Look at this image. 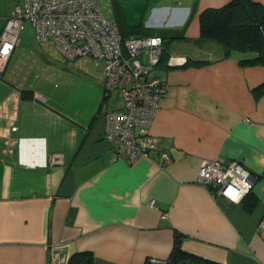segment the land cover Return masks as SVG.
<instances>
[{
  "label": "crops",
  "instance_id": "crops-1",
  "mask_svg": "<svg viewBox=\"0 0 264 264\" xmlns=\"http://www.w3.org/2000/svg\"><path fill=\"white\" fill-rule=\"evenodd\" d=\"M145 1L138 22L127 7L109 17L165 46L158 147L133 162L104 137L123 102L106 94L103 62L66 58L29 24L20 32L0 72V264H67L75 252L91 264H264V65L199 39L200 13L230 0ZM22 2L0 0V32ZM215 158L240 161L250 193L234 202L199 184V163ZM176 236L196 259H173Z\"/></svg>",
  "mask_w": 264,
  "mask_h": 264
},
{
  "label": "built area",
  "instance_id": "built-area-1",
  "mask_svg": "<svg viewBox=\"0 0 264 264\" xmlns=\"http://www.w3.org/2000/svg\"><path fill=\"white\" fill-rule=\"evenodd\" d=\"M25 24L32 27L36 40L52 41L66 58L87 55L102 60L105 92L118 91L123 102L122 108L105 115L104 137L118 158L133 162L158 147L150 126L166 89L165 82L153 75L165 51L160 35L123 39L116 20L105 16L96 0H23L0 32V72ZM161 156L164 162L171 160L166 151ZM252 181V174L238 160L206 159L197 169L199 184L234 202L250 192ZM146 264L170 262L150 257Z\"/></svg>",
  "mask_w": 264,
  "mask_h": 264
},
{
  "label": "trees",
  "instance_id": "trees-1",
  "mask_svg": "<svg viewBox=\"0 0 264 264\" xmlns=\"http://www.w3.org/2000/svg\"><path fill=\"white\" fill-rule=\"evenodd\" d=\"M199 26V39L220 43L225 56L230 55L232 51L249 52L254 55L240 59L241 65H264V6L261 4L253 0H230L219 8H207L199 15ZM118 27L123 39L131 35L123 32L119 24ZM133 35L158 34L147 32ZM164 52L161 58L164 56ZM188 63L191 64L189 61ZM194 63L201 64L202 62ZM179 242V237L176 236L173 249L174 260L197 258L182 251ZM91 262L92 254L90 252H75L67 260V264H91Z\"/></svg>",
  "mask_w": 264,
  "mask_h": 264
},
{
  "label": "rangeland",
  "instance_id": "rangeland-1",
  "mask_svg": "<svg viewBox=\"0 0 264 264\" xmlns=\"http://www.w3.org/2000/svg\"><path fill=\"white\" fill-rule=\"evenodd\" d=\"M101 11L107 17H113V11L115 8L127 7L131 20L138 22L141 19V13L144 10L146 1L145 0H96ZM137 19V20H132ZM102 61V60H101Z\"/></svg>",
  "mask_w": 264,
  "mask_h": 264
}]
</instances>
